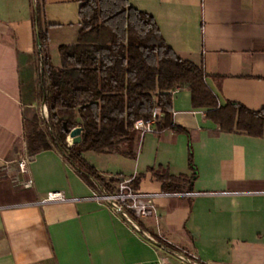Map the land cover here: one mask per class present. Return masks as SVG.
<instances>
[{
	"label": "crops",
	"instance_id": "obj_1",
	"mask_svg": "<svg viewBox=\"0 0 264 264\" xmlns=\"http://www.w3.org/2000/svg\"><path fill=\"white\" fill-rule=\"evenodd\" d=\"M81 1L45 0L47 52L56 67L59 45L77 40ZM128 2L154 17L179 57L204 69L220 105L264 107V0ZM32 3L0 0V264H183L177 252L148 246L87 199L92 188L55 148L31 155L33 185L20 184L24 120L42 110L41 102H23L20 92L36 51ZM173 120L189 133L196 171L189 192L163 193L149 170L191 176L184 133L132 129L121 153L83 156L106 178L140 176L138 191L154 194L155 214L142 220L151 237L206 264H264V137L219 131L206 108L192 106L188 90L173 93ZM77 183L85 192L76 191ZM56 190L74 200L40 202Z\"/></svg>",
	"mask_w": 264,
	"mask_h": 264
},
{
	"label": "trees",
	"instance_id": "obj_2",
	"mask_svg": "<svg viewBox=\"0 0 264 264\" xmlns=\"http://www.w3.org/2000/svg\"><path fill=\"white\" fill-rule=\"evenodd\" d=\"M32 2L35 59L30 55L20 92L23 102L44 104L47 116L24 120L30 155L55 148L87 185L110 192L117 178L104 177L83 154L121 153L119 144L129 140L133 123L150 119L157 108L160 116L154 122L155 132L170 129L187 135L192 174L149 170L161 182L163 193L189 192L196 171L189 133L173 120V93L179 90L190 92L193 107L206 108V116L219 131L264 137V107L252 110L234 101L220 105L206 84L204 69L179 57L165 42L154 17L128 0H82L77 40L59 45L58 67L47 52L45 0ZM78 124L83 127L81 141L68 145L65 138ZM139 180L140 176L133 177V190H138ZM127 215L144 229L142 220L130 210ZM152 237L166 249L183 252L156 234Z\"/></svg>",
	"mask_w": 264,
	"mask_h": 264
},
{
	"label": "built area",
	"instance_id": "obj_3",
	"mask_svg": "<svg viewBox=\"0 0 264 264\" xmlns=\"http://www.w3.org/2000/svg\"><path fill=\"white\" fill-rule=\"evenodd\" d=\"M45 115L47 116L46 106L42 105ZM160 116V112L157 108H154L152 111L151 118L148 120L138 119L133 123L132 129L138 130L142 134L155 132L154 131V122L157 117ZM32 161V156H21L16 161V168L18 173L21 176H24V179L20 181V184L24 188H29L33 185V179L27 177L29 174V165ZM26 176V177H25ZM133 179L132 177H117V181L114 183L113 190L107 192L104 188H99L100 195L93 194L87 199L94 200H105L110 205L111 208L119 213H121L127 220L132 222L136 228H140L134 221L128 217L127 210H130L137 218L143 220L149 218L155 214L154 205L152 199L154 194L140 192L138 190H133L130 183ZM70 199L65 196L62 191L56 190L51 191L46 194L44 198L40 200L41 203H51V202H65ZM141 229V228H140ZM142 233L148 235L145 231L141 229ZM176 256L181 260L183 264H206L195 258V256L185 253L177 252Z\"/></svg>",
	"mask_w": 264,
	"mask_h": 264
},
{
	"label": "rangeland",
	"instance_id": "obj_4",
	"mask_svg": "<svg viewBox=\"0 0 264 264\" xmlns=\"http://www.w3.org/2000/svg\"><path fill=\"white\" fill-rule=\"evenodd\" d=\"M38 117L40 119L46 118L43 106H42V110L39 111ZM67 138H68V135L66 136L65 141L67 142L68 145H71V142H69L67 140ZM29 155L30 154L26 151L22 156H29ZM117 162L122 164V161H121L120 158L117 159ZM29 168H30V165H29ZM85 190H86V188H85V185L83 183L82 184H78L77 183L76 191L85 192ZM93 194L100 195L99 188L98 189H92V192H91V194L88 197H91ZM92 201H94L98 206H100V207H102L104 209H107L111 214H113V216L115 218L119 219L130 231H132L140 240L145 242L148 246H150V247L152 246L156 250H159L161 248H162V250L163 249L165 250V248L160 246V244L157 242V240L154 239L153 237H151V235L149 233L146 232L148 235L143 234L140 228H136L134 226V224L132 222H130L129 220H127L121 213L113 210L111 208V205L107 201H105V200L97 201V200H94V199H92Z\"/></svg>",
	"mask_w": 264,
	"mask_h": 264
},
{
	"label": "water",
	"instance_id": "obj_5",
	"mask_svg": "<svg viewBox=\"0 0 264 264\" xmlns=\"http://www.w3.org/2000/svg\"><path fill=\"white\" fill-rule=\"evenodd\" d=\"M82 133H83V127L80 124L76 125L72 130H70L68 136L71 137V145L77 144L81 141Z\"/></svg>",
	"mask_w": 264,
	"mask_h": 264
},
{
	"label": "bare ground",
	"instance_id": "obj_6",
	"mask_svg": "<svg viewBox=\"0 0 264 264\" xmlns=\"http://www.w3.org/2000/svg\"><path fill=\"white\" fill-rule=\"evenodd\" d=\"M69 137V136H68ZM70 138V141L69 142H71V137H69Z\"/></svg>",
	"mask_w": 264,
	"mask_h": 264
}]
</instances>
